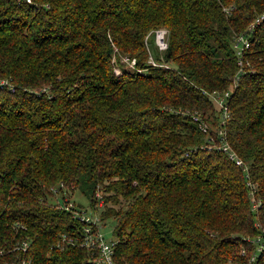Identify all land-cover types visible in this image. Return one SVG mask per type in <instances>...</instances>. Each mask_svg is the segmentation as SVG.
<instances>
[{
  "label": "trees",
  "instance_id": "trees-1",
  "mask_svg": "<svg viewBox=\"0 0 264 264\" xmlns=\"http://www.w3.org/2000/svg\"><path fill=\"white\" fill-rule=\"evenodd\" d=\"M261 14L238 64L233 37ZM157 27L167 66L147 63ZM212 91H228L222 123ZM220 127L248 175L207 148ZM52 187L114 220L115 264H247L264 228V0H0V263L94 264Z\"/></svg>",
  "mask_w": 264,
  "mask_h": 264
},
{
  "label": "built area",
  "instance_id": "built-area-1",
  "mask_svg": "<svg viewBox=\"0 0 264 264\" xmlns=\"http://www.w3.org/2000/svg\"><path fill=\"white\" fill-rule=\"evenodd\" d=\"M30 2V0H26ZM262 14L255 17L246 27V29L236 34L233 37V45L236 49V52L238 54V61L237 63L240 64L241 60V53L242 49L248 45V33L252 30L254 25L259 22V20L262 18ZM151 35L154 45L156 46L158 52L161 54L167 49V30L164 27H157L155 29H152L146 36H145V43L147 37ZM146 47L147 43H146ZM126 60V58H123ZM161 60L154 59L150 53L147 55V63L151 65H162L167 66L166 61L162 59L160 55ZM134 63V59L132 58L129 61V65ZM116 71H118V68L116 67ZM228 94V91L223 92H211L212 98L219 104V106L222 107L223 114H222V120L223 122L224 118L227 115V108L226 104L224 103V96ZM200 129L202 131H206L205 125H200ZM218 135V141L214 142L210 145H207V148H210L211 146L215 147L218 150L223 151L226 153L229 159L233 160L235 164L239 165L241 167V170L244 172V175L247 174V167L242 159L237 157L236 153L231 149V147L228 145V143L225 141L224 138V132L223 129L220 127L217 130ZM206 139L210 142H213L212 136L210 134L206 135ZM246 185L248 187V197L251 204V209L255 210L258 206V200L255 196L254 184L247 178L246 179ZM61 185V184H60ZM97 197H99L98 192L95 193ZM57 195H60V197H57ZM50 197L54 203L57 204L58 207L68 210L71 212L73 217H76L79 221L82 222V226L80 228L79 236L74 239L68 238V242L71 244H76L79 247H83L88 250L90 253L89 261L94 264H115L113 259L114 254V244L115 240L113 239H106L101 231L102 228V221L98 215L97 210L92 209H85L81 207L74 206L73 202L68 198L66 193L60 192L59 189H55L54 187L51 188ZM101 206V200L100 198L97 201V207ZM255 226H258L260 231L254 235V236H245V240L252 243L254 245V251L250 254L248 258L247 264H254L255 259V251L264 250V228L260 227V225L257 222H254ZM28 247V241L23 240L22 242L15 243L10 249L9 252H12L14 254L15 250H21L22 252L26 251ZM3 250L0 249V253H2ZM245 249H240V254H244ZM16 254V253H15ZM27 260L22 255V258H18L15 256V258L3 261L0 264H27Z\"/></svg>",
  "mask_w": 264,
  "mask_h": 264
},
{
  "label": "rangeland",
  "instance_id": "rangeland-1",
  "mask_svg": "<svg viewBox=\"0 0 264 264\" xmlns=\"http://www.w3.org/2000/svg\"><path fill=\"white\" fill-rule=\"evenodd\" d=\"M151 36V35H150ZM149 36V37H150ZM148 49H149V53L151 54V56L154 58V54L151 50V41L149 39V42L147 44ZM160 55L162 57V53H158V58L160 59ZM57 197H60V195H57ZM68 198L77 205V207H81V208H85L88 209L89 208V201L87 199V197L85 195H83L81 192H79L78 190H72L71 193H69ZM102 203V202H101ZM105 224H102V228L101 231L104 235V237L106 239H112V233H111V228L113 226L114 220L111 218L110 220H105Z\"/></svg>",
  "mask_w": 264,
  "mask_h": 264
}]
</instances>
